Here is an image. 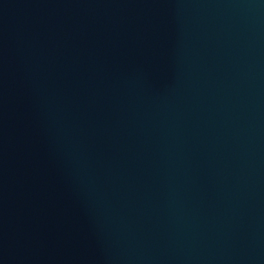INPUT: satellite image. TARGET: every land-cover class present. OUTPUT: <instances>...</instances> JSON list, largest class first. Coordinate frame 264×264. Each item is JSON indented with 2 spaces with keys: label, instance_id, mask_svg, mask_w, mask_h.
<instances>
[{
  "label": "water",
  "instance_id": "1",
  "mask_svg": "<svg viewBox=\"0 0 264 264\" xmlns=\"http://www.w3.org/2000/svg\"><path fill=\"white\" fill-rule=\"evenodd\" d=\"M0 264H264V0H0Z\"/></svg>",
  "mask_w": 264,
  "mask_h": 264
}]
</instances>
